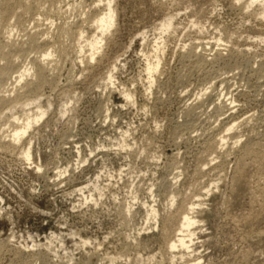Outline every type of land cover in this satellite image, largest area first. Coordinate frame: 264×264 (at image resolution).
Instances as JSON below:
<instances>
[{
  "label": "rangeland",
  "instance_id": "1",
  "mask_svg": "<svg viewBox=\"0 0 264 264\" xmlns=\"http://www.w3.org/2000/svg\"><path fill=\"white\" fill-rule=\"evenodd\" d=\"M52 3L45 8H68L70 27L95 37L98 49L88 64L70 48L38 100L30 94V105L0 115V264H264V210L253 217L245 197L241 215L225 211L236 163L250 160L245 145L264 148V0ZM107 8L112 22L100 35L85 20ZM53 11L44 22L52 30L61 21ZM37 105L45 115L35 122ZM25 115L28 132L2 147L12 116ZM254 181L256 209L263 198ZM183 195L199 197L190 198L198 204L193 247L170 251L162 221Z\"/></svg>",
  "mask_w": 264,
  "mask_h": 264
},
{
  "label": "bare ground",
  "instance_id": "2",
  "mask_svg": "<svg viewBox=\"0 0 264 264\" xmlns=\"http://www.w3.org/2000/svg\"><path fill=\"white\" fill-rule=\"evenodd\" d=\"M48 1L51 4L53 0H0V115L1 114L3 115L4 112H6V110L8 111V110L14 108L15 106H18V105H22V106L30 105L32 103V101H33V99H32L33 97L32 96H31L32 100L28 98V96L30 94H35L34 96H36V97H34L35 98L34 100H38L39 99V97H37L38 91L41 88V86L46 84V81L48 79L46 75L47 74H54L52 76L55 77L56 72L62 67V64L66 60V57L69 56L68 53H69L70 48H71L72 52L77 53V54H82V56H85L84 60L85 61L87 60L88 64H89L90 60L92 61L94 59L92 51L98 49V43L99 42H97L95 37H92V39L91 38H86V36L84 37L83 30L79 29L77 26H76L77 29H72L70 27V25L68 24V22L64 18L65 17L64 15H66V13L68 11V8H67V10L66 9L65 10H61L60 8H58V9L55 10V12L52 9L45 8V4ZM248 2H249V0H248ZM52 4H54V3H52ZM245 6L247 7V4ZM50 8H52V7H50ZM55 8H57V7H55ZM50 10H52L55 13V15H56L55 19L57 17L59 19V20L57 19L58 21L61 20L60 23L58 25H56L55 28H53V30L51 29L52 21L51 22L49 21V23H50L49 25L47 23L46 24L44 23L45 21L53 19L52 17L50 18V15L52 14L51 13L49 15V13L52 12ZM104 10L102 12H100L95 18L86 19L85 20L87 23L91 24V27H92V24H95L94 25L95 28H99L100 31H101L100 35L104 31H107L109 29V27L111 25V22H112L111 9L107 8V9H104ZM82 13H83V11H82ZM42 15L43 16L45 15V17H43ZM24 16L28 17L32 21L31 23H33L32 26H30V28L28 27L29 25L26 24L27 21L23 19ZM18 26H21V29L19 28L21 31L20 32L18 31V33H20V34H19V36L16 37L15 34H17L16 33L17 31L15 33L13 31L16 29V27H17V30H18ZM49 35L52 36L51 39H50V37L48 38ZM220 39H221V37H220ZM198 56H199V54H198ZM20 59H22L24 62H25L26 59H27L26 62L29 60V65H27V64L26 65L25 64L24 65L23 64H19L18 60H20ZM59 72H61V71H59ZM239 79H241V78H239ZM106 82H107L106 86L108 88V85H109L110 81L109 80L107 81V79H106ZM8 86H11L10 87L11 89ZM227 88H229V87H227ZM11 90L16 92V96L15 95H14V97L11 96V94H10ZM211 91H213V90H211ZM225 91H229V90H225L224 89V92ZM64 94L66 95L65 92H64ZM64 94H62V95H64ZM124 95L126 97L125 99L127 101H129L130 96L127 93H125ZM203 95H204V93H203ZM217 95H219V94H217ZM206 97H207V95H206ZM218 100H219V98H218ZM217 102H220V100L217 101ZM195 103H197V102H195ZM222 104L224 105L225 103H222ZM37 108H38V111H35V113H34L35 114V118H34L35 122H37L39 119H41L45 115V110H42L41 106L37 105ZM220 108H222V107H220ZM220 108L218 109L219 111L222 110ZM67 110H68V108H67ZM65 111H66V108H65ZM187 113H189L188 110H187ZM31 124H32V121L30 120V116L29 115H25V117H22V118H18V117L12 116V120L9 121V126L11 128L10 129V133H11L10 137L11 138L9 140H7V142L1 143V146L5 147V148L12 147L15 143H17L19 140H21L22 137L28 132V129L30 128ZM234 126H235V123L234 124L233 123L230 124L226 128V131L233 130ZM239 136H237V137L239 138ZM237 137H235V139ZM227 138H228V135H224V136L220 137L219 141H217L218 144H220L221 146H224L225 144H227V141L229 140ZM237 141H238V139L233 141L232 144H236V143L239 142V141L238 142ZM212 142H214V141H212ZM256 143L257 142H255L252 145H256L257 146ZM260 143H262V146H264L263 145V141L260 142ZM214 146L216 147V145H214ZM214 146H212V147H214ZM257 147H260V146L258 145ZM213 150H214V148H213ZM22 153H23V155L25 157L24 159L28 160L29 157H30L29 150H25ZM243 154L246 155L247 158L250 157V160H251V158H253L254 159V163L252 165V164H249L250 160H249V162L248 161L245 162L244 160L242 161V158L239 156L241 158V159L239 158L241 161L239 160V164L236 163L237 164V166H236L237 168L235 167V169H236L235 172H234L235 174H233L234 175V179L232 178L233 183L231 184V187H230V189L232 188L231 194L229 193L230 194L229 195V199L227 198L228 201L226 200V202H227L226 203V205H227L226 208L228 210H225V211H227V213L229 212L230 215L237 214L236 211L238 210V208L241 205H243L242 204L243 202L245 203L246 200L245 201H243V200H244L245 197H247L250 200V203L252 204L251 205L252 209L250 210L251 211L250 213L252 215H254L253 217H256L264 210V178H263L264 174H262V172L264 171V148L257 149V148L252 147L251 144H248V145H245V153H244V149H243ZM246 156H244V157L246 158ZM199 168L201 170V167H199ZM194 171L195 170H193V172ZM199 171H197V173ZM202 171H200V172H202ZM195 173H196V171H195ZM254 173H256L257 175L259 173L262 174L263 176L259 175L260 177H262V179L260 177H257V175H255ZM253 174L258 178L259 181H256L257 178L256 179L254 178V180L256 182H260V183H258L259 185L257 186L258 187V193L263 198V201L260 200L262 202L258 205V208H256V209H255V206H254V201H256L255 200L256 196H255V193L253 191L254 187L252 188V181H254V180L251 181ZM175 176H177V175H175ZM255 181H254V185H257V183L255 184ZM196 182L199 183V180H197ZM192 183H194V184H190V185L193 186V188H192V190H193L195 188L194 187L195 182H192ZM197 185H200V183L197 184ZM197 185H196V187H198ZM232 185H233V187H232ZM191 186H189V187H191ZM195 189H197V188H195ZM209 190H211V189L209 188ZM197 192H198V189H197ZM228 192H230V191H228ZM255 192H257V191H255ZM206 193H209V192L207 191ZM258 193L256 195H258ZM193 194H195V193H193ZM195 195H197V194H195ZM195 195H193L192 197L188 196L189 199H187V196L183 195L184 197H186L188 202H187V200L186 201L182 200V199H185V198L181 197V202L182 201H184V202L180 203L181 205H179L174 211L169 212L165 216L163 221H162V224H163L162 225V237H163L165 246L170 251L178 249L179 247L180 248H185V250L186 249L187 250L192 249V247H193L192 246V242H194L193 241L194 239L192 240V236L194 235V233L192 232L191 228H192V226H195L194 224H196V222L198 223V221L194 218L195 216H193V214H194L193 210H194L195 206H197L198 204L195 201H191L192 199L190 200V198H193V197L195 199L199 198V197H195ZM172 196H173L172 197V201H173L175 199V197H176L175 193ZM261 196H260V199H261ZM189 200H190V202H189ZM249 200H247V201H249ZM196 201H198V200H196ZM257 202H259V201H257ZM241 208H242V206H241ZM245 209H246V207H245ZM151 210H150V212H151ZM260 210H262V211L259 213ZM152 211H154V215H155L156 214L155 210H152ZM243 211L244 210H242L240 212H243ZM247 212H248V210H247ZM262 213H261V215H262ZM238 214L241 215V213H238ZM247 214H249V213H247ZM154 215L152 214V216H154ZM227 215H229V214H227ZM237 215H235V216H237ZM261 215H260V217H261ZM235 216H233V217L236 219ZM247 216L245 218H244V216H242L243 217L242 218L243 221H242V219H241V221L242 222H248V220L250 218H252L250 216L249 217H247ZM263 216H264V214H263ZM231 217L232 216H230L229 219ZM233 217L231 218V220L234 219ZM258 218H259V216H258ZM259 220H260V218H259ZM232 221H233L232 223H234V220H232ZM235 221H238V220L236 219ZM250 221L252 222L253 218ZM156 222H158V221H156ZM238 222L237 223L235 222V223L238 224ZM254 224H255V222H254ZM233 225L235 226V224H233ZM240 225H241V223H240ZM259 226H258V229L260 228ZM238 227H240V226H238ZM248 227L246 229H248ZM253 227H254V225L252 226V224H251L250 228H253ZM233 228H235V227H233ZM241 228H242V226H241ZM236 229H238V228H236ZM246 229L244 228V230H246ZM239 231H241V230H239ZM244 233H245V231H244ZM190 252H192V251H190ZM249 253H250V251H249ZM243 254H245V252ZM187 256H188V254H187ZM245 257L246 256H244V258ZM180 258H181V256H180ZM242 258L240 257L241 260H242ZM199 259L201 260V258H199ZM199 259H196V261L197 260L199 261ZM247 259H246V261H249ZM241 260H238V262L241 261ZM110 261L112 262V260H110ZM193 261L195 262V260H193ZM198 261L196 263H198ZM227 261H230V260H226V262ZM194 262H191V263H194ZM243 262H244V260H243ZM98 263H99V261H98ZM112 263H110V264H112ZM196 263H194V264H196ZM211 264H213V263H211ZM224 264H225V262H224ZM239 264H242V263H239Z\"/></svg>",
  "mask_w": 264,
  "mask_h": 264
}]
</instances>
